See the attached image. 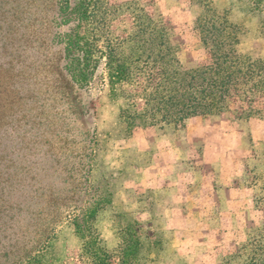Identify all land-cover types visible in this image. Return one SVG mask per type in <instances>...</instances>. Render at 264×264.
Listing matches in <instances>:
<instances>
[{"label": "rangeland", "instance_id": "1", "mask_svg": "<svg viewBox=\"0 0 264 264\" xmlns=\"http://www.w3.org/2000/svg\"><path fill=\"white\" fill-rule=\"evenodd\" d=\"M201 1L140 0L166 27L187 68L206 59L193 28ZM210 1L240 26L238 52L264 58V17L258 13L264 4L256 9L247 0ZM50 7V0H0V264L20 256L93 264L74 227L93 209L86 225L112 255L125 226L137 222L144 245L138 264H264V181L254 179L262 170L264 119L197 117L182 127L160 124L128 134L119 125L122 101L110 98L101 64L88 89L68 85L61 46L49 36ZM131 28L123 11L107 25L118 38ZM162 133L178 135L171 145L207 139L222 145L206 156L217 157L225 171H239L236 190L186 194L191 204L177 209L166 200L168 187L184 189L190 169L182 159L197 154H167L154 142ZM195 162L202 168L200 158ZM147 208L151 214L138 213Z\"/></svg>", "mask_w": 264, "mask_h": 264}, {"label": "trees", "instance_id": "2", "mask_svg": "<svg viewBox=\"0 0 264 264\" xmlns=\"http://www.w3.org/2000/svg\"><path fill=\"white\" fill-rule=\"evenodd\" d=\"M246 3L259 9L264 0ZM200 4L193 28L206 59L187 68L180 64L166 27L154 21L140 0L119 5L108 0H50L49 36L61 46L68 85L88 89L101 64L110 98L122 101L119 125L128 134L160 124L182 127L197 117L229 114L240 120L264 119V58L240 54V26L210 0ZM122 11L131 17V31L124 38L113 37L108 22ZM258 13L264 17L263 10ZM261 167L255 181H264V157ZM95 215L93 209L74 222L83 252L93 264H138L144 245L135 231L137 222L125 226L112 255L86 225ZM49 241L48 237L43 242ZM22 258L12 264H47L37 256Z\"/></svg>", "mask_w": 264, "mask_h": 264}, {"label": "crops", "instance_id": "3", "mask_svg": "<svg viewBox=\"0 0 264 264\" xmlns=\"http://www.w3.org/2000/svg\"><path fill=\"white\" fill-rule=\"evenodd\" d=\"M177 136L178 135L162 133L160 136L154 138V142L156 141V143L158 144L157 145L158 148H161L162 145L164 144L167 154H170L172 152H177L176 155L181 157L182 155H185L186 153L190 152V153H194L195 155L197 154V157L196 159H193V156L189 159H185L183 157L182 160L183 161L187 160L186 165L188 167V170L190 169L189 170L190 176L188 177L190 178V181L186 183V186L183 185L184 189L180 188L179 185H171L170 187H168L169 198H167L166 200H170V202L172 204L177 205V209L180 210L186 205L187 202L189 203L191 202V199L187 200L188 196L189 197L192 196L193 198L205 196L207 194L209 196L210 190L215 192L225 191L226 193H232L234 189L236 190L235 182L236 179L238 178L239 171L237 169L234 170L230 169L231 172H229V170L225 171L222 168V164L219 163V161H217L218 160L217 157L208 159V157L206 156L207 152L210 151L211 149L212 150L214 149L216 151L224 149L222 145L210 139L205 140L203 143H199L196 140H192L191 145L188 147L183 146L181 143H179V145H176V143L175 145H171L174 139L178 138ZM140 139L141 138H139L138 140ZM134 140L135 139H133L132 141ZM143 141H145L144 138ZM195 149L197 151H195ZM165 157L167 158L168 155H166ZM197 158L201 159L202 168H196L194 166ZM234 161H235L234 159H230V164L233 163ZM225 163L229 164V160H226ZM186 194H188V196ZM116 195L117 194L115 192L112 198L114 201ZM142 203L144 204L143 201ZM145 207L148 206L145 205ZM138 213L151 214V211L149 208H147V209H143V211L142 210L138 211Z\"/></svg>", "mask_w": 264, "mask_h": 264}]
</instances>
